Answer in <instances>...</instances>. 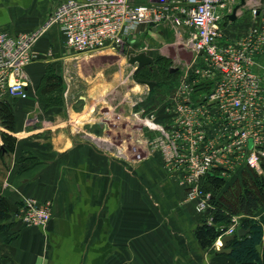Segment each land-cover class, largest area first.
Segmentation results:
<instances>
[{
  "label": "crops",
  "instance_id": "crops-1",
  "mask_svg": "<svg viewBox=\"0 0 264 264\" xmlns=\"http://www.w3.org/2000/svg\"><path fill=\"white\" fill-rule=\"evenodd\" d=\"M63 1L0 0V31H34ZM253 7H264V1L236 2L228 37L242 34ZM167 25L143 26L138 35H158ZM35 50L38 57L26 67L24 79L29 99L2 100L13 107L9 133L16 142L12 152L0 155V194L14 214L0 232V264H233L219 255L216 243L201 247L196 203L186 200L162 156L146 145L144 126L138 123L139 142L133 130L125 139L117 136L130 116L123 118L122 103L133 114L142 107L150 110L160 99L151 94L155 86L145 88L135 80L137 64L111 49L69 50L56 25L39 38ZM259 65L264 72V54ZM49 68L62 92L44 93L46 103L38 88ZM130 76L134 84L128 87ZM26 154L36 161L21 169ZM28 197L50 203L46 226H27L17 216Z\"/></svg>",
  "mask_w": 264,
  "mask_h": 264
},
{
  "label": "built area",
  "instance_id": "built-area-1",
  "mask_svg": "<svg viewBox=\"0 0 264 264\" xmlns=\"http://www.w3.org/2000/svg\"><path fill=\"white\" fill-rule=\"evenodd\" d=\"M239 0H65L48 21L31 32L0 31V102L27 99L26 67L38 53L35 45L56 25L63 45L77 53L111 49L123 52L149 29L170 24L187 41L194 58L158 105L136 113L147 131L148 147L162 156L167 173L184 189L186 200L205 213L214 195L202 187L210 173L228 178L242 169L260 173L264 163V7H253L241 35L228 37L226 26ZM27 226H46L49 202L22 201L17 214ZM213 224V216L207 217ZM234 216L216 241L234 234Z\"/></svg>",
  "mask_w": 264,
  "mask_h": 264
},
{
  "label": "trees",
  "instance_id": "trees-1",
  "mask_svg": "<svg viewBox=\"0 0 264 264\" xmlns=\"http://www.w3.org/2000/svg\"><path fill=\"white\" fill-rule=\"evenodd\" d=\"M157 68L153 73L166 72L168 74L163 77L162 81H155V88L151 90L152 96L166 94L177 81L176 72L170 73V69L166 71L163 66ZM135 78L151 80L139 73L135 75ZM152 81L154 80L152 79ZM160 86L165 87L160 89ZM52 90H56L60 94L62 85L53 69L49 68L38 88V94L44 100L43 94L50 93ZM45 102L47 103V101ZM0 118L10 128H14L13 107L9 102H0ZM15 142L14 136L5 135L0 155L3 151L12 152ZM35 161L36 159L32 155H23L21 169L30 167ZM232 179V182L227 184L229 179L221 177L217 173H210L202 180V187L205 190H207L206 185L208 184L216 192L212 193L214 195L212 198L213 207L208 208L205 213H200L201 221L196 229L197 240L204 249L213 247L221 234L231 225L234 216H240L239 226L235 233L237 234L240 228L248 230V232L242 236L236 235L234 240L228 243V247L231 248L230 254L220 253L219 255H226L233 261V264H264V212L259 214L264 205V174L258 175L254 171L242 169ZM224 184H227V188L222 190L220 187ZM11 212L7 198L0 194V232L8 227ZM210 215L213 216V224L207 222V217ZM220 224L226 226L225 230L220 231L217 228Z\"/></svg>",
  "mask_w": 264,
  "mask_h": 264
},
{
  "label": "rangeland",
  "instance_id": "rangeland-1",
  "mask_svg": "<svg viewBox=\"0 0 264 264\" xmlns=\"http://www.w3.org/2000/svg\"><path fill=\"white\" fill-rule=\"evenodd\" d=\"M239 2H241V0H239ZM178 38L179 37H177V34L175 33V29L172 27V25L169 24L167 25V27H165L164 30L160 31L158 35L154 36V35L149 34V32H146L145 34H143V37L138 35L135 41L131 43V45H128V47L123 52H119V53L123 54L124 59H127L129 62L131 60L130 59L131 56L138 55L140 53H146L149 57H152L154 62L144 66L141 74H143L145 78H149L151 80L153 79L154 81L160 82L163 80L164 76H167L168 73L166 72L153 73L154 70L157 69V67L163 66L166 69V71L167 69L171 70V68L176 69L174 72H176V76L179 77L178 75H179L180 69L184 66V64L191 62L194 58L193 51L189 48V44L187 43V41L186 40L182 41ZM162 57H165V59H162ZM170 73H173V72L170 71ZM131 76L129 77L130 81L128 83L129 85L128 87L134 84V82L131 79ZM124 87L128 88L127 85H125ZM161 87L163 88L165 86H160V89ZM145 88H147V85H145ZM130 107L131 106H127L126 103H122V106L120 107V110L123 113V118L127 115L128 116L130 115V116L128 119L124 118L122 122L123 123L122 126H124L123 130L121 131L122 133L118 134L117 136H119L120 140L125 139L129 137L128 133L131 134L133 130L132 134L135 136V138L138 139L137 141L139 142L142 138L141 133L138 132V128H139L138 123H140V118L137 116V113L134 112L132 114ZM136 111H138V109ZM2 128L3 130H1ZM129 129L131 131H129ZM10 131H13V128H10L8 125H6V123H4L2 119L0 118V136L2 137L3 143H4V136L11 135L9 133ZM144 139H146V137ZM135 141L136 140L134 139V142ZM238 172L232 174L230 177L227 178L229 179V182L227 184L232 182L231 181L233 180L232 178L235 175H237ZM256 173L258 175L264 174V163H263L262 171L260 173L258 172ZM227 184L222 185L220 188L224 190L225 188H227ZM206 189L211 193L214 192L212 188L210 187V185L208 184L206 185ZM263 212H264V205L262 206V210L259 212V214ZM236 218H237L236 224L237 226H239L240 216H236Z\"/></svg>",
  "mask_w": 264,
  "mask_h": 264
},
{
  "label": "water",
  "instance_id": "water-1",
  "mask_svg": "<svg viewBox=\"0 0 264 264\" xmlns=\"http://www.w3.org/2000/svg\"><path fill=\"white\" fill-rule=\"evenodd\" d=\"M264 1V0H262ZM242 3H244V0H242ZM235 12L236 10L234 11V13L231 16V18H235ZM130 62L132 64H137V67L134 71V73H138V71L140 69H142L144 66L148 65V64H151L154 62L153 58L152 57H149L146 53H140L138 55H134V56H131L130 57ZM176 69H173L171 68V72H174ZM135 80L138 82V83H141V84H144V85H147L151 88H153L155 86V81H152V80H148V79H141V78H135ZM11 219L9 221H12V219H14V214L11 213ZM248 232V230H245L243 228H240L238 230V233L236 234H226V235H223L221 237V240H220V244L217 248V252L218 253H226V254H230L231 252V248L228 247V243L230 241H233L235 236L238 235V236H242V235H245L246 233Z\"/></svg>",
  "mask_w": 264,
  "mask_h": 264
},
{
  "label": "flooded vegetation",
  "instance_id": "flooded-vegetation-1",
  "mask_svg": "<svg viewBox=\"0 0 264 264\" xmlns=\"http://www.w3.org/2000/svg\"><path fill=\"white\" fill-rule=\"evenodd\" d=\"M142 69H143V68H142ZM142 69H140L141 71H140V70L138 71L139 74H141V72L143 71ZM157 69H158V68H157ZM138 73H136V74H138ZM136 74H135V75H136Z\"/></svg>",
  "mask_w": 264,
  "mask_h": 264
}]
</instances>
